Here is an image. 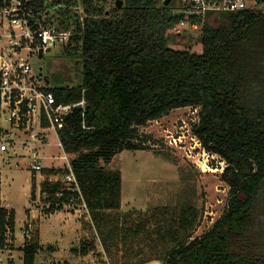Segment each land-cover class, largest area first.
Segmentation results:
<instances>
[{"label": "trees", "instance_id": "obj_1", "mask_svg": "<svg viewBox=\"0 0 264 264\" xmlns=\"http://www.w3.org/2000/svg\"><path fill=\"white\" fill-rule=\"evenodd\" d=\"M121 1L119 8L117 0H81V22L77 0H53L64 5L54 15L58 29L73 37L61 56L80 60L82 73L78 86L49 91L58 102L84 101L57 135L76 156L72 168L104 252L121 253L124 264H264V14L218 15L217 27L202 26V52L194 53L169 47L168 31L180 19L164 0ZM187 107L198 109L192 133L224 162L221 181L229 188L225 213L197 238L196 208H155L137 220L121 212V176L99 166L123 151L148 150L139 128ZM59 189L45 181L41 196L55 206ZM53 205L47 213H55ZM14 220L12 211V228ZM83 247L87 254L94 245ZM40 250L35 230L22 248L23 264H35Z\"/></svg>", "mask_w": 264, "mask_h": 264}, {"label": "rangeland", "instance_id": "obj_2", "mask_svg": "<svg viewBox=\"0 0 264 264\" xmlns=\"http://www.w3.org/2000/svg\"><path fill=\"white\" fill-rule=\"evenodd\" d=\"M175 7L174 2L168 6L170 10ZM217 17H211L210 26H218ZM201 35L202 27L198 30L187 28L181 30L180 34L174 33L171 28L168 31L169 47L201 53ZM29 64L36 74H43L48 80L49 88L76 87L81 82V61L62 57L60 48L53 49L41 59L29 58ZM197 122L198 109L187 107L173 110L139 128V140L148 150L123 151L107 164L100 161L99 166L107 173L118 172L121 176V212L130 213L137 220L139 214L155 208H196L200 214L193 232L194 238L206 233L221 218L229 200V188L221 181L225 164L219 156L203 150L192 133V126ZM0 125L9 128L8 123L2 122ZM36 151L43 169L50 170L54 167L65 170L62 157L66 153L59 147L57 135L53 131L48 133V143L36 146ZM17 152L19 156L13 157L10 165L2 162L6 155H0L2 197L15 212L18 239L14 242L13 250L4 254L0 264H7L5 255L10 254L14 257L13 264H23L24 230L31 224L33 231H39L43 223L44 228L46 227L43 230L44 241H52L61 232L69 235V242L44 245L36 256L35 264H124L121 253L109 256L104 252L87 214H76L71 208L53 214L46 212L45 197L41 196L39 190L48 177H39L38 183L37 174L41 175L44 170L37 173L29 169V156L34 157L33 153L28 148ZM66 155L70 163L76 158L75 155ZM32 185L36 186L34 199L31 197ZM55 214L50 218V215ZM259 219L264 236V216ZM78 226L79 235L74 232ZM86 242L93 243L94 247L84 254L82 250ZM148 256L154 257L152 253ZM148 264L160 263L152 261Z\"/></svg>", "mask_w": 264, "mask_h": 264}, {"label": "built area", "instance_id": "obj_3", "mask_svg": "<svg viewBox=\"0 0 264 264\" xmlns=\"http://www.w3.org/2000/svg\"><path fill=\"white\" fill-rule=\"evenodd\" d=\"M80 2L81 0H77L74 10L81 16L83 22L86 15ZM173 2L176 3V7L171 10V14L180 19L173 27L174 33L177 34L187 28L198 30L209 24L211 17L223 13L249 11L257 15L264 14V0H173ZM62 8H64L62 3L53 5V0H0V123L9 124L7 129L0 125L2 130L0 155H6L2 162L10 165L11 159L19 156L17 152L19 149L28 148L34 156H29L28 167L37 173L44 169L36 146L48 143V133L53 131L57 135L58 126L76 109L84 106V101L58 102L49 91L48 80L43 74H36L29 64V58L40 59V55L43 58L55 48L62 51L72 40V31L58 29L55 23L54 15ZM177 140L181 142L179 138ZM59 147L62 148L60 141ZM62 159L66 168L64 174L55 176L54 183L60 184V189L53 196L55 206L52 201L45 198L44 208L49 210L53 205L55 212L71 208L76 214L83 212L90 217L72 163L66 154ZM0 184L2 185L1 180ZM1 185L0 263L3 262L4 254L12 251L15 240H18L16 216L12 228L10 216L13 210L2 197ZM26 227L23 233V246L33 232L31 224ZM1 241L4 244L3 248ZM5 256L7 264H13L14 257L11 254Z\"/></svg>", "mask_w": 264, "mask_h": 264}, {"label": "crops", "instance_id": "obj_4", "mask_svg": "<svg viewBox=\"0 0 264 264\" xmlns=\"http://www.w3.org/2000/svg\"><path fill=\"white\" fill-rule=\"evenodd\" d=\"M57 139H58V142H59V138L57 137ZM62 149V151L64 152V150H63V147L61 148ZM65 153V152H64ZM50 169V168H49ZM57 169H59V168H51L50 170H57ZM44 170H48V168H45ZM41 175H38L37 174V182L39 183V181L40 180H38L39 179V177L40 178H43V176L44 177H46L45 175H43V173H40ZM54 180H56V177L55 176H50V177H48V180H45V181H48V182H51V183H54ZM53 181V182H52ZM39 187V186H38ZM32 189V188H31ZM39 190V189H38ZM40 192H41V190H39ZM32 213V212H31ZM58 214H60V213H58ZM51 217L50 218H52V217H54V216H56V214L55 215H50ZM47 220H49V219H47ZM46 228V227H45ZM45 228H44V223L43 224H41V227H40V230L38 231L39 232V236H40V246H41V249H43V247H44V245H55L56 243L57 244H60V243H62L61 241H63V244L66 242H69V238L67 237V236H69V235H67V234H63V233H61V232H58L57 234H58V236H54L55 237V239H53L52 241H50V242H46V241H44V237H43V230H45ZM76 230V231H75ZM75 230H74V232H77L78 234L77 235H79V230H80V228H79V226L76 228L75 227ZM47 236L49 235V232H47V234H46ZM56 235V234H55ZM62 235H64V237L62 236ZM61 236V237H60ZM70 236H72L71 234H70ZM72 238V237H71ZM61 239H63V240H61ZM36 262V261H35Z\"/></svg>", "mask_w": 264, "mask_h": 264}, {"label": "water", "instance_id": "obj_5", "mask_svg": "<svg viewBox=\"0 0 264 264\" xmlns=\"http://www.w3.org/2000/svg\"><path fill=\"white\" fill-rule=\"evenodd\" d=\"M172 2H173V0H164L163 4H164V6L168 7ZM122 5H123V2L121 0H117V6L120 8V7H122ZM41 58H42V55H40V59Z\"/></svg>", "mask_w": 264, "mask_h": 264}]
</instances>
